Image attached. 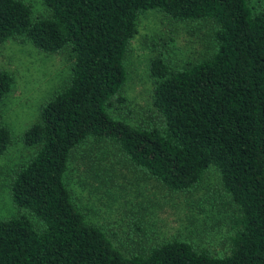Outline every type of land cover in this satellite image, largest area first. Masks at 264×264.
I'll return each mask as SVG.
<instances>
[{
  "label": "trees",
  "instance_id": "trees-1",
  "mask_svg": "<svg viewBox=\"0 0 264 264\" xmlns=\"http://www.w3.org/2000/svg\"><path fill=\"white\" fill-rule=\"evenodd\" d=\"M41 1L48 14L39 17L23 0H0V45L22 39L70 57L68 80L20 135L34 153L10 179L12 202L24 212L0 219V264H264V9L249 0ZM150 10L212 22L215 50L181 67L153 55L148 117L133 123L120 114L125 54ZM13 82L0 67V155L12 139L1 108ZM88 142L111 143L173 193L196 189L215 168L229 211L226 251L178 236L147 245L139 219L136 245L124 250L86 219L66 182Z\"/></svg>",
  "mask_w": 264,
  "mask_h": 264
},
{
  "label": "rangeland",
  "instance_id": "rangeland-1",
  "mask_svg": "<svg viewBox=\"0 0 264 264\" xmlns=\"http://www.w3.org/2000/svg\"><path fill=\"white\" fill-rule=\"evenodd\" d=\"M23 1L31 6L34 16L48 14L41 0ZM249 3L257 10L264 9V0ZM214 29L210 21H176L159 10L140 15L137 33L125 54L127 80L122 94L126 105L120 114L133 123L146 120L152 97L151 57L162 53L178 67L206 59L215 50ZM0 67L14 77L1 108L2 121L12 137L8 151L0 155V219H7L24 212L12 202L9 183L14 171L34 153L20 135L38 119L40 104L68 80L70 57L68 51L48 54L28 41L9 40L0 45ZM89 142L75 152L66 182L86 219L99 225L124 250L136 245L137 235L131 233L139 219L147 233V245L178 236L213 253L226 251L229 211L224 197L216 192L220 179L215 168L206 172L196 189L173 193L132 167L111 143Z\"/></svg>",
  "mask_w": 264,
  "mask_h": 264
}]
</instances>
